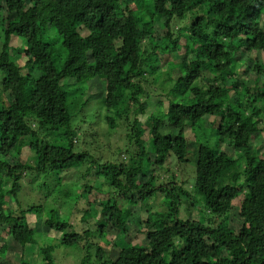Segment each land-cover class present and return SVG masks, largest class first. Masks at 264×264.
<instances>
[{
  "label": "trees",
  "instance_id": "trees-1",
  "mask_svg": "<svg viewBox=\"0 0 264 264\" xmlns=\"http://www.w3.org/2000/svg\"><path fill=\"white\" fill-rule=\"evenodd\" d=\"M0 39V264H62L73 252L74 264H264V0H0ZM94 74L106 94L79 108L94 105L110 128L134 113L128 162L81 149L75 93L86 96ZM163 74L170 87L143 122L151 107L145 81ZM168 126L176 131L164 143ZM192 159L196 193L184 188L189 179H162ZM83 166L79 181L95 172L98 183L81 184L78 204L65 202L75 216L48 207L47 197L9 205L26 171L51 172L59 183L69 178L62 172ZM231 171L234 182L223 187ZM233 200L240 213L217 221ZM42 223L59 236L39 240Z\"/></svg>",
  "mask_w": 264,
  "mask_h": 264
},
{
  "label": "rangeland",
  "instance_id": "rangeland-1",
  "mask_svg": "<svg viewBox=\"0 0 264 264\" xmlns=\"http://www.w3.org/2000/svg\"><path fill=\"white\" fill-rule=\"evenodd\" d=\"M18 8L21 10L23 7L21 4H18ZM2 40L0 39V42ZM12 44L14 46L20 45L21 40L18 37H14L12 40ZM1 47V43H0ZM203 74L206 72V70L202 71ZM0 75H2L0 73ZM164 74L162 75L161 79L158 82H155L154 77H149L147 82L145 81V84L147 85V89L149 91V102L151 104L150 109L145 114H140L139 119L141 121H146V118L149 114H151L152 110L155 109V107L158 105V100L162 99L160 97V94L162 92H166L167 89L170 87V81H164ZM3 78V77H2ZM2 78H0V84L2 82ZM247 78L254 79L256 78V74L254 72H251L247 75ZM88 86V92L85 94L86 96L81 95L80 92L75 93L76 101L74 103L75 111H78V115L75 116L74 122L77 127H79L80 131L79 134H84V137L86 141H81V149L82 150H88L91 152L92 155H94L95 158L101 161H112V162H124L129 161L130 159V153H133L135 151V146L128 145L130 143L129 139L127 138V134L130 133L132 123L134 121V113L130 115L129 119L120 120L115 128H110L108 125L107 120L103 116V112L100 111L97 112L94 108L95 106L92 105L94 101L98 104L101 103V100L106 94V83L103 81L99 76L94 74L91 76L87 83ZM124 92L123 90H118V97L122 98ZM83 97V98H82ZM85 98L90 99L92 101V106L90 105L86 109L79 108V106L83 103ZM90 101V102H91ZM90 104V103H89ZM91 107V108H90ZM100 106H98L99 108ZM97 108V107H96ZM35 125V124H34ZM174 130L172 126H168L164 128L159 136L161 140L165 143L168 138L169 134ZM96 135L95 137L93 135ZM187 135L189 138H193V132L188 130ZM43 140L46 141H53V137L50 134H46L45 132L42 134ZM261 144H263L264 147V136L260 139ZM23 144V155L24 159L25 157H29L31 155L30 150V143L32 142L31 135L28 136L26 140H24ZM212 142H215V139L212 140ZM263 142V143H262ZM260 142L258 141L257 144ZM220 147L224 150H231L232 147L229 146L226 143H221ZM264 149V148H263ZM129 151V152H128ZM26 160V159H25ZM171 161V160H170ZM36 161H34L35 165ZM174 161L168 162L167 166H170ZM166 166V167H167ZM87 166H83V168L76 169L72 168L68 171L62 172V177H69L64 182H58V180L55 178L53 173L49 172L47 174L44 173H36V172H28L26 171L22 178V188L23 190L19 193V198L16 200L15 198H9V205L13 207L14 209L18 208L19 204L22 205V207L27 208L31 205L39 206L42 204L45 197L49 198L50 202L48 203V207H53L57 211L61 213V215H64V211L67 213L64 215L65 218H69L70 214L71 216H75L74 209L71 210L70 207H65V202L71 201V204H78L79 199V188L82 186L81 184H84L86 182H93L96 178L95 172L88 175L87 178L84 180L82 179L79 181L80 177L82 176L83 172L87 171ZM173 167V168H172ZM169 169V171L167 170ZM165 173L162 172V179L166 181L170 180H176L178 182H181L183 180H188L189 182L184 186L185 189H187L190 193H196L194 190V183L191 181L194 177V161L191 160V163L186 165H180L177 166V164H172L170 168H167ZM174 169V171H173ZM235 171H231L230 173L226 174L225 176H222L220 179V185L223 187L228 186L230 184H233V179L231 178L232 174ZM245 178L242 179V181ZM44 181H47L48 183H52L53 189L51 190L50 194H45V183ZM98 183V182H93ZM44 189V190H43ZM196 195V194H195ZM194 195V196H195ZM161 201V199H158ZM199 200V199H195ZM91 201H94L93 197H91ZM155 198L150 201V205H153L154 208H158V203H152L155 202ZM19 202V203H17ZM148 204V205H149ZM162 204V201L160 202V205ZM201 204V208L204 209V204ZM233 204V210L231 209L230 215L227 214L225 216H222L220 218H217V221L226 220L227 216L229 217V220L232 221L231 214H239L240 208H239V201L233 200L231 202V205ZM184 207V206H183ZM182 207L181 216L185 219L188 217L187 211H185ZM208 213V212H207ZM204 216L205 212L203 213ZM199 215V212L196 210V212L192 214V218H197ZM141 213L140 210H136V213L132 216V218L129 221L128 228L131 229L132 233H135V231L138 230L137 222L140 221ZM29 220L33 222L32 215L29 214ZM231 223V222H230ZM40 228L35 236L38 237L39 240L48 239L52 240L54 237L59 236V234L54 232H47L45 229L46 227L42 223L40 225ZM2 233H0V245L3 243L6 237V230H1ZM79 252V251H76ZM62 253V248L58 250L57 252V258H60V254ZM76 254L73 252V254H70V256L64 257V260L62 264H74V260H77ZM1 263L11 264L10 261L7 262L3 260ZM61 264V262H59ZM77 263V262H76Z\"/></svg>",
  "mask_w": 264,
  "mask_h": 264
}]
</instances>
